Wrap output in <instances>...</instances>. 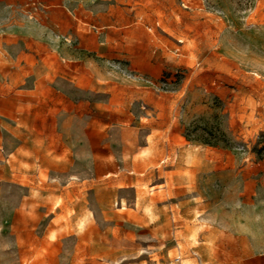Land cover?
<instances>
[{
    "label": "rangeland",
    "instance_id": "obj_1",
    "mask_svg": "<svg viewBox=\"0 0 264 264\" xmlns=\"http://www.w3.org/2000/svg\"><path fill=\"white\" fill-rule=\"evenodd\" d=\"M264 264V0H0V264Z\"/></svg>",
    "mask_w": 264,
    "mask_h": 264
},
{
    "label": "built area",
    "instance_id": "obj_2",
    "mask_svg": "<svg viewBox=\"0 0 264 264\" xmlns=\"http://www.w3.org/2000/svg\"><path fill=\"white\" fill-rule=\"evenodd\" d=\"M173 264H183L182 260L180 259V257H176L174 260H173Z\"/></svg>",
    "mask_w": 264,
    "mask_h": 264
}]
</instances>
